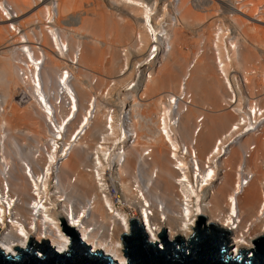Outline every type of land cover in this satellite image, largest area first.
I'll return each instance as SVG.
<instances>
[{
	"label": "bare ground",
	"instance_id": "bare-ground-1",
	"mask_svg": "<svg viewBox=\"0 0 264 264\" xmlns=\"http://www.w3.org/2000/svg\"><path fill=\"white\" fill-rule=\"evenodd\" d=\"M80 1L65 0L61 4V0H0V83L6 89L5 93H0V100L6 102L0 103V249L15 256L20 249L25 250L28 241L44 245L48 242L58 252L66 253L67 237L61 233V221L63 225L75 229L94 252H103L122 264L125 257L120 252L119 239L128 233L132 220H139L149 240L154 242L156 232L161 235L163 231L167 232L170 241L184 237L189 239L193 235L195 220L204 217L206 225L217 224L230 233L233 239L230 240L231 253L234 256L242 250L251 253L254 241L264 235V172L256 166L260 159L264 160V142L256 139L254 143L256 148H260V153L255 154L254 151L250 158L244 156V152L252 147L246 141L250 135L240 125L242 118L236 121L235 115H240L243 108L237 104L241 100L243 83L240 86V82L234 81L227 69V64L232 60L228 63L225 61L219 46L217 51L221 53L218 58L215 56L217 53L213 57L209 54L202 56L198 70L192 73L194 65L189 67L179 83L182 66L170 58L176 39L174 28L182 23L189 24L191 20L195 28H203L207 19L214 18L212 13L207 12L214 11L216 0H118L117 3H124L133 14L135 22L127 17L126 10L116 8L120 12L121 24L104 15L88 12L72 14L74 16L70 22L67 20L69 23H66L61 15L70 14L71 8L79 5ZM247 1L251 3V0ZM244 3L247 5L248 2ZM42 4L45 6L37 15L31 14ZM55 4L56 12L53 10ZM254 4L251 5L252 9ZM168 7L171 9L169 13ZM247 8L244 10L248 11ZM196 11L207 13V16H198ZM236 11V6L228 10L236 15L241 12ZM30 14L29 20H26L28 17L23 20L25 15ZM230 17L235 15L231 14ZM166 18L168 21L161 24L163 27H158V21ZM48 21H53V26L49 27ZM258 22L263 23L264 19ZM72 24L76 27L73 28ZM236 25L229 36H233L229 38L231 47L235 46L236 49L243 44H251L253 48L260 46L252 37L254 43L249 42L242 32V26ZM66 26L71 27L66 30ZM219 30L222 34L219 33L218 37L222 35L223 40L226 36L224 28ZM253 30L254 27L247 28L248 32L255 33ZM126 44L134 47L138 53L148 51L149 54L153 47L158 53L154 62L148 61L147 54V58L141 62L147 61L153 68L152 79L146 81L141 75L134 87L137 94H148V100H143V94V97L134 95L136 93H132L130 86L128 89L126 86L127 96L132 100L127 108L131 110H126L121 118V114L117 115L116 112L112 115L111 106L108 108L106 104H111V94L117 90V84L127 79L128 51L122 54L125 56L121 59L122 62L125 60V67L122 65L124 69L122 67L121 71V61L117 55L119 46ZM20 47L25 49L27 55H21ZM56 47L60 51L68 50L66 64L58 56ZM259 52L263 53V49ZM226 53L230 55V52ZM234 53L230 57L233 56L239 64L246 63L252 54L249 50H242L239 55L236 51ZM103 57L111 60L107 62V66L110 64L108 69L115 71L117 77L114 78L118 80L117 83L113 82L115 87L107 84L109 88L107 86L104 90V85L96 89L98 86L92 87L88 83L92 74H88L84 66L99 67ZM212 58L217 63L216 69L221 73L220 80L225 88L222 92L223 109L220 111L231 108L232 116L217 120L216 128L201 137L204 126H194L197 106L194 105V95L190 94V86L192 84L198 90L204 85V75H210ZM197 59H194L195 62ZM165 60L168 61L164 69L158 67L159 62ZM24 65L37 77L35 83L47 93L44 97L46 102L47 97L60 90L62 77L59 78V73L66 70L69 75V68L72 67L75 77L69 90L77 118L62 138L63 146L60 143L53 147L48 144V130L41 119L43 116L37 113L41 108L39 103L37 107L31 101V109L28 110V106L27 111L23 112L13 106V90L18 89V84L22 86L21 89L24 87L25 80L20 77V73L25 71ZM13 69L17 81L12 78ZM191 74L194 80L189 84ZM96 80H92L93 85ZM69 86L67 80L66 87ZM177 88L178 91L170 92L162 102L164 106L166 99L169 100L170 106L166 108L165 105L164 108L169 109L167 114L164 113L162 117L159 112L157 116L160 92ZM105 90L111 93L106 99L103 95ZM95 95L99 96L97 105L91 103ZM234 98L236 104L232 105ZM261 107L263 111L264 104ZM169 113L173 114V118ZM200 116L196 118L199 124L205 121L207 113ZM84 121L92 125L80 141L73 142L72 136ZM108 121L114 124L111 127L112 135L121 147H113V140L108 142ZM124 121L133 131L132 134L127 131L122 142ZM260 121L261 125L264 120ZM21 124L31 128L22 129L19 127ZM259 131H262V135L264 124ZM107 153L111 154L107 156ZM251 174L254 179L244 185V178Z\"/></svg>",
	"mask_w": 264,
	"mask_h": 264
},
{
	"label": "rangeland",
	"instance_id": "rangeland-1",
	"mask_svg": "<svg viewBox=\"0 0 264 264\" xmlns=\"http://www.w3.org/2000/svg\"><path fill=\"white\" fill-rule=\"evenodd\" d=\"M64 1L65 0H61V4ZM116 1L118 2V0H114V2L112 0H82V1H80V3L78 2L79 5L78 4L76 6L74 5L75 7L71 8L70 14H66V15H70L71 17L70 16L66 17V15L63 16V14H62L61 18L63 20L66 19V23H69L70 22V18H72L74 16L72 14L77 15L78 13L88 12V14L89 13L90 14L93 13L94 15H96V14L97 15H104L106 18H110L113 21H115L116 23L120 22V24H121L122 21L119 20L120 19V16H119L120 12H118L116 10V8H119L121 10H126V13L128 12V16L127 17H129L130 20L133 19L131 22H135V18L133 16V14L131 15V12L126 9V6H124V3H122V2L117 3ZM238 1H236V3ZM255 1H258V0H255ZM255 1L251 0V3H249V1H247V0H240V2L236 4L235 0H226V1H224V0H222V1L221 0H216V5L214 6V9H213L214 11L207 12V13H212L214 18H212V20H208L207 19L206 20L207 22L206 21H205L206 23L204 22L205 24H204L203 28H201V27L200 28H198V27L195 28L194 25H193L194 22H192V20L190 21L191 23L189 22V24L182 23L181 26L180 25L177 26L178 29L174 28L176 30L175 31L176 32V39L174 40V44H173L174 45V49H173L172 53H170V58H173L174 60H177L178 62H180L181 66H182V69H183V72L180 75V78H179L180 80L178 81V83L181 82V78L183 77V75H186L185 72L188 71L187 69H189V67L194 65L192 73L196 72L198 70V68H199V64L198 63H200V61L202 60V56H205L206 54H209L210 57H213V55H215L218 52L217 51V47L219 46V48L221 49L222 54L224 55L223 57H224L225 61L228 63L230 61V59L232 60V62L227 64V67H228L227 69L230 72V74L232 75V77H234V81H236V83H238V82H240V83L242 82L243 83V86H242L243 92L241 90V92H242L241 100H239V102L237 101V104H239V106L241 108L245 107L246 104H247L246 101L248 100L247 99V95L249 94L250 96L253 97L255 95L256 90H257L256 97L259 94L261 96V97H259V99H261V102L264 104V22L263 23L258 22L259 20H263L264 19V0H259L258 2H256L258 5L254 4ZM244 2H246V3L248 2L247 5H245ZM241 3H244V4L242 5ZM116 4H119V5L116 7ZM252 4H254V9H252L253 7H251ZM239 5H240V7H243V8H240ZM43 6H45V4H42V5H40V7H38L39 11L36 8L31 14L36 13V15H37L38 12H40L41 8L43 9ZM235 6H236V10L237 11L238 10L241 11L240 14L238 13V15H236L235 13H232V12L231 13L228 12L229 9L235 8ZM247 7H249V9ZM227 8H228V10H226ZM246 8L248 9L249 12L245 11ZM91 10H92V12H91ZM169 10H171L170 7L167 8V12ZM242 10H244V11L242 12ZM245 12H246V14L248 13L249 15L253 14V16H248V14L246 15ZM207 13L204 14L201 11H198V12L196 11V14H199L198 16H203V17L207 16ZM31 14L28 15V16L25 15L23 17V20H25L27 17L28 18L26 20H29ZM85 14H87V13H85ZM231 14L232 15L234 14L235 17L236 16L237 17L236 18L235 17H230ZM225 16H227V17L229 16L230 18L228 19ZM37 17H38V19H40L39 15ZM121 17H122V15H121ZM240 17L242 18V21H241ZM243 17L245 19H247L248 22ZM250 17H254V18H250ZM91 18H92V15H91ZM236 19H237L238 27L242 26V32H244V35L246 36L245 38L249 39L248 40L249 42L250 41L253 42V40L254 41H258L259 42L258 44L260 46H261V44L263 45L262 47H260V46L256 47L255 46L253 48L252 46H250L251 44L250 45L243 44V46L239 45L235 49V46L231 47V45H230L231 42H229V40H230L229 38L233 37L232 35H231V37H228L227 40H222V38H223L222 35H221V37H218V34L220 33L219 29H221V28L229 29L231 27L230 30L232 31L234 29V27H237V25H236L237 23L236 22H235V25H234V21H236ZM252 19H254V21ZM167 21H168L167 18H166V20H162V21L159 20L158 23H157L158 24L157 26L158 27H163V26H161V24L165 23ZM190 24L193 25V26H190ZM229 24H230V26H229ZM244 24H246L247 28L248 27L249 28H253L254 27L255 30H253V32H255V33H252L251 31L248 32L247 28L245 27ZM71 26H73V28L76 27L73 24ZM71 26H66V30H67L68 27H71ZM255 27H257V28H255ZM227 29H226V31H227ZM224 37H226V36H224ZM251 37L253 38V40H251ZM215 41H217V42H215ZM218 42H219V44H216ZM131 47H132L131 45L129 46L127 44L125 46H119L118 53H117L118 58L121 61L120 62V66H119L120 67V71L122 70L121 68L123 66L125 67V65H124L125 64V62H124L125 60L122 62L123 58L125 57V56L123 57V55H124L123 52L128 51V53L126 52L127 56L129 55L130 58H131V59L129 58V61H128L129 63L127 64V66H128L127 69L128 70L125 72L126 73L125 77H127V79H125V80L123 79L124 81L119 83L120 85L117 84V90H115L114 93L112 92V94H111L110 92H108V90H105L104 93H103L104 99H106L107 97H109L111 95L113 96L114 94L118 93L117 97H114V100H113V103L116 104V106H118V107H120L122 105V102H124V98L127 95L126 94L124 96V92L123 91H122V93H119L120 89L122 88V86L124 84L127 86V89H128V87L130 86V84L132 82L135 83V86L138 84V82H136V74H134L135 72H137V70L135 71L136 65L140 64L141 62H143L145 57L147 58V55H148V53H147L148 51L145 52V53L144 52L138 53L137 51H135L133 49L134 47L133 48H131ZM125 48L127 50H125ZM234 49L236 51V54H238L240 52L242 53V50H243V52L246 51V50H249L252 53L251 57L247 60L246 63L240 62V64H239L237 61H234L233 56L230 57L232 55V53L235 54L234 53L235 52ZM261 49H263V53L259 52ZM214 50H216L217 52L214 51ZM231 51H234V52H231ZM221 52H218V54H220ZM226 52H230V55H229V53H226ZM215 56L217 57V55H215ZM197 57H198V59H197ZM106 58H108V57H103V59H102L103 61L101 63V66H99V67L98 66H92V65L89 66L88 64L84 65L85 68H87V70H86L87 73L88 74H90V73L92 74L91 75L92 79H89L88 83L92 84V87L98 86L96 89H98L99 87L104 85V86H102L103 88L101 87L104 90L108 86L107 84H110L111 81H113L115 83H117L116 81H118L117 78H116V81H115V78H114L115 76L117 77V74H115V71H110L108 69L109 65H110L109 63H110L111 60L109 58L108 59H106ZM227 58H228V60H226ZM194 59H197L196 62H195ZM167 61L166 60L165 61H160L159 62L160 64L158 63L159 64L158 67H160L161 69L162 68L164 69V65H166ZM193 61H194V63H193ZM107 62H109L108 66H107ZM215 64H217V63H215V60L212 58L211 70L212 69L213 70L212 71L210 70V75L207 74L209 76L204 75V82H203L204 85H202L199 88L200 91H199V89L195 90L194 86L191 84V82H193V80H194L193 74H191V77H190L191 79H189L190 81H188L189 84H191V86H190V90H191L190 92L191 93L190 94L194 95V97H195L194 105L197 106L195 111L193 109L194 114L197 113L194 116V126L196 127L197 125H202V124L204 126L202 132L200 133V136L202 135L201 137L206 136L207 134H209L212 130H214L216 128L215 123H216L217 120H219L220 118H223L225 116L226 117L232 116V113H230L231 109H228L229 111L228 110L220 111V110L223 109L222 108V102H223V99H222L223 98V93L222 92H223V89H225V88H224V85H223L224 83L222 82V80H220L221 79V77H220L221 73L217 72V69H216L217 65H215ZM124 67H123V69H124ZM133 71H134V73H133ZM12 72H13L12 73L13 74L12 78L17 81V79H16L17 75L15 77L14 69H13ZM80 73H82V72H80ZM118 76H119V74H118ZM143 77H144V75H143ZM96 78H97V80H96L97 82H96V84L93 85L92 80L93 79L95 80ZM128 83H130V84H128ZM240 83H238V84H240ZM242 83L240 84V86L242 85ZM135 86L129 87L132 90L133 94L136 93L135 91H137L134 88ZM21 87L22 86H20L18 84V86H17L18 89L13 90V95H14L13 96V98H14L13 99V101H14L13 102V106L16 107L17 109H19V111L23 112V111H27V107L29 105H31V104L30 103L28 104V102H26V101L23 102V103L20 102V95L19 94H21V93H19V92H20ZM107 88H109V86ZM143 88H144V83H143ZM143 88L141 87V89H143ZM178 89L179 88H177V90L174 89L172 91H169V90L168 91H164V93H163V91L160 92L159 101L164 102V98H165L166 95L170 94V92L171 93H175L176 91H178ZM192 89H193V91H192ZM213 90H214V92H213ZM216 91L217 92L219 91L218 92L219 94ZM5 92H6L5 87H3L2 83H0V93L3 94ZM105 92H107V96H106ZM108 93H110L111 95H109ZM144 93H142V92L140 93L139 92L138 94L136 93L134 95H137L139 97H143ZM149 93H150V90H149ZM133 94H131V95H133ZM141 94H143V95H141ZM212 96H213V98H212ZM94 97H98V96L95 95ZM148 97H149L148 94H147V96L144 95V97H143L144 99L143 100H145V99L148 100ZM252 97L250 98V101L252 100ZM162 99H163V101H162ZM213 99H215V101ZM216 99H218V100H216ZM2 102H5V101L4 100H0V103H2ZM161 102H159V105H158V112L156 113L157 116H159L158 113L160 112V108L162 107L161 106ZM261 102H260V104L263 105ZM162 104H164V103H162ZM7 109H8V107H7ZM29 109H31L30 106L28 107V110ZM234 109L238 110L236 107H234ZM206 113H207V116H206L205 121H203L201 124L197 123L196 118L202 117L200 115H204V114L206 115ZM220 124L221 123L219 122V129H221ZM19 127H21L22 129H30L31 128L30 126L23 125V124H21ZM21 139H22V137H20V140ZM246 139H247L246 141L248 143V146H254V145H256L254 143V142H256V139L260 140V142H262V141L264 142V132L259 137H254V136L250 135V136H247ZM257 148H256V151L254 152L255 154L258 153V152L260 153V148H258V149ZM184 151L186 152L185 149H184ZM197 153H198V151H197ZM148 158H151V157H148ZM256 166L259 167V169L264 172V160L260 159L259 164H257Z\"/></svg>",
	"mask_w": 264,
	"mask_h": 264
},
{
	"label": "water",
	"instance_id": "water-1",
	"mask_svg": "<svg viewBox=\"0 0 264 264\" xmlns=\"http://www.w3.org/2000/svg\"><path fill=\"white\" fill-rule=\"evenodd\" d=\"M61 233L67 237V252L60 253L48 242H27L25 250L15 256L0 249V264H119L103 252H94L82 241L79 233L60 221ZM229 232L220 225H206V219L195 220L189 239L170 241L167 232H156L154 243L149 240L139 220L129 222L128 233L119 241L122 264H264V235L254 241V249L231 253Z\"/></svg>",
	"mask_w": 264,
	"mask_h": 264
},
{
	"label": "built area",
	"instance_id": "built-area-1",
	"mask_svg": "<svg viewBox=\"0 0 264 264\" xmlns=\"http://www.w3.org/2000/svg\"><path fill=\"white\" fill-rule=\"evenodd\" d=\"M236 1H238V0H235V2ZM56 9H57V5L55 4L53 6L54 12H56ZM51 22L53 23V21H48V23H47L49 27L53 26V24H51ZM226 29H224L226 37L223 40H227L228 37L230 36V33H231L230 28L227 29V30H229L228 32L226 31ZM220 34H222V32ZM229 42H230V40H229ZM30 43H32V42H30ZM30 43H28V44L31 45ZM38 44H41V43H38ZM216 44H219V42L216 43ZM40 46L42 47V45H40ZM21 47H20L21 55H25V54L27 55V53L25 52V49H21ZM56 48L55 49H56V51L58 53V56L66 64V60H67L66 55L68 54V50H66V48H65L63 51H60L58 49L59 47H56ZM156 51H157L156 47H153V49L148 54L149 55V60L148 61H150V63L154 62L156 60V59L154 60L155 56L158 53V52L156 53ZM153 53H156V54L152 55ZM216 55L218 57V52H217ZM146 62L147 61H145L144 63L137 64V72H135L134 74H136V82H138V83H139V80H140L139 77L141 75L142 76L144 75L146 81H149V80L152 79L153 72H154L153 68L150 67L149 66L150 64H147ZM70 64L73 65V62L70 61ZM30 65H31V67H33L32 63ZM24 67H25V65H24ZM73 67H74V65H73ZM71 68L72 67L69 68L70 69L69 75H67V73H66L67 71L66 70H64V73L63 72L61 74L59 73V78L62 77V79L60 80V90L58 91V93L52 95V97L51 96L47 97V102L44 99V97L47 95V93H45V91L42 89V87L40 85L35 83V81L37 80V77L35 75H32L27 67H25V71L24 72L20 73V77L24 78V80H25V82H23L24 83V85H23L24 87H23V89H21V92H19V93H21V94H19L20 95V102L23 103V102L26 101V102L30 103L31 101H33V102L36 103L37 107H38V103H39L41 108H40V110L37 111V113L39 115L43 116V117H41V119L45 123L44 126H46V128L48 130L47 131L48 144H50L52 147H53V145L55 146L58 143H60L62 146L64 145L63 143H61L62 138L66 136V131L68 130L69 126L77 118V115L75 113L76 110L74 109V102H73V99H72V96H71V92L69 90L70 87L72 86V83H73V80H74V77H75L73 75V73H72ZM27 71H28V74H26ZM135 71H136V69H135ZM67 80H68V82L70 84V86L68 88L66 87V81ZM75 81L77 82V79H75ZM110 84H111V87H115V83H113V81ZM125 86L126 85L124 84L122 86V88L120 89V92H119V93H122V91H123L124 92V96L127 94ZM131 86H135V83L132 82L130 84V87ZM256 92H257V90H256ZM256 92H255V95L253 97L250 96L249 94L247 95V99H248L246 101L247 104H246L245 107H243L241 109V112H240L241 114L240 115H238L235 112L234 113L236 115V121L239 118L240 119L242 118L240 125H241V127H245V129L249 133V135L255 136V137H259V136H261L260 132H262V131H259L260 127L264 124V122H262L261 125H260V122H261L260 120H264V110L263 111L261 110V108H262L261 107L262 105H260L261 99H259V97H261V96L258 94V96L256 97V94H257ZM106 93L107 92H105V94ZM117 94L118 93L114 94L113 97L111 98L112 99L111 104H106V103L105 104H106V106L108 108L111 106V114L112 115H113L114 112H116L117 115L121 114V118H123L125 116V111L126 110H131L130 108H127V107L130 106L129 103L132 100H130L128 98L129 96L126 95V97L124 98V102L122 103V105L120 107H118V106H116V104L113 103L114 97H117ZM233 94H234V92H233ZM233 94H232V96H233ZM98 97L92 98L91 99V103H94L95 105H97V102H98L97 98ZM251 97H252V100L250 101ZM233 100H232V102L231 101H229V102H231L232 105H235L236 104L235 98ZM162 101H163V99H162ZM91 103H90V105H91ZM171 103H173V102H171ZM165 105L167 106L166 108H168L170 106V103H169L168 99H166V104ZM161 106L162 107H161V110H160V116L163 117L164 113L166 115L167 112L169 111V109H168V111L165 110L166 108H165V106H163L162 102H161ZM35 109H37V108L35 107ZM229 109H231V108H229ZM243 113H245V114L242 115ZM170 116L173 118V114L172 113L170 114ZM243 116H246L247 119H244ZM168 118H169V116L167 117V119ZM170 119L171 118H169V120ZM200 122H201V120H200ZM127 123H128L127 121H124L125 126H122V132H123L122 142L125 141V137H126L127 131L130 132L131 134H132V131H133V130L128 128ZM91 125L92 124H88L87 121H84L83 124H81L79 126L78 132L75 131V133H74L75 135L72 136L73 137L72 141L73 142L74 141H76V142L80 141L85 136L86 131L89 129V127ZM113 125L114 124L112 122H109L107 124V127H106L107 131H108L107 140H109L108 142H111L113 140L112 141V146L113 147H121V145L119 144V141L116 142L114 140L115 139L114 134L112 135L113 131L111 130V127ZM101 141L104 143V145H106V142L103 139ZM0 145H2V140L1 139H0ZM254 151H256V145L250 147V150H246L244 152V156L246 158H250ZM112 152H113V150H112ZM109 154H111V153H107V156H109ZM121 154H123V152ZM252 179H254L252 174L248 175L247 179H246V177L244 178L243 184L244 185H248L249 182ZM262 188H263L262 189V196H263V201H264V180L262 182ZM263 207H264V202H263ZM184 238L187 239L186 237H184ZM229 239L231 241L233 240V239H231L230 236H229ZM230 244H231V242H230Z\"/></svg>",
	"mask_w": 264,
	"mask_h": 264
}]
</instances>
